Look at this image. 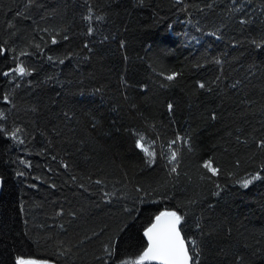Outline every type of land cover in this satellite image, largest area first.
<instances>
[{
    "label": "trees",
    "instance_id": "16d2710c",
    "mask_svg": "<svg viewBox=\"0 0 264 264\" xmlns=\"http://www.w3.org/2000/svg\"><path fill=\"white\" fill-rule=\"evenodd\" d=\"M0 181V264H264V0H0Z\"/></svg>",
    "mask_w": 264,
    "mask_h": 264
},
{
    "label": "snow or ice",
    "instance_id": "6c2138e0",
    "mask_svg": "<svg viewBox=\"0 0 264 264\" xmlns=\"http://www.w3.org/2000/svg\"><path fill=\"white\" fill-rule=\"evenodd\" d=\"M23 72V69H20ZM172 79V77H168ZM138 146H140L138 144ZM174 158V154H173ZM213 175L216 174V169L212 168L210 164H205ZM247 186V182H245ZM163 217H168L167 226L158 231V224L153 225L145 231V236L148 238L149 244L146 251L139 257L136 264H143L145 260H156L159 264H189L192 259L189 255L188 249L185 248V243L180 239L179 232L176 230V225L180 222V217L175 212L164 213ZM162 217H157V222ZM191 243V242H190ZM22 264V262H18Z\"/></svg>",
    "mask_w": 264,
    "mask_h": 264
},
{
    "label": "water",
    "instance_id": "95a60500",
    "mask_svg": "<svg viewBox=\"0 0 264 264\" xmlns=\"http://www.w3.org/2000/svg\"><path fill=\"white\" fill-rule=\"evenodd\" d=\"M0 186H1V181H0ZM164 213H171V212H163V213H160L158 216H156L153 219L152 223L145 229V231L148 230L149 228H152L153 225H157V224H158V229L157 230L158 231L163 230L167 226V223H168V220H169L168 217H163L162 216V214H164ZM157 217H162L159 222H157V219H156ZM180 226H181V221L179 222V224L176 225V230L179 232L180 239H182L184 241L185 248L188 249L187 244H186V242H185V240H184V238H183V236H182V234L180 232ZM145 231L143 232V238H144V240L146 242V248H145L144 252L148 248V244H149L148 238L144 234ZM20 262H22V264H46V263H41V262L34 261V260H25V261H20ZM144 263L145 264H159V262L156 261V260H145ZM189 264H192V260L189 261Z\"/></svg>",
    "mask_w": 264,
    "mask_h": 264
}]
</instances>
